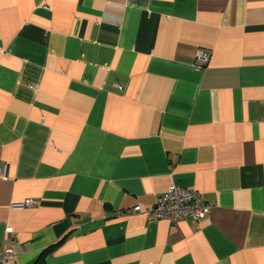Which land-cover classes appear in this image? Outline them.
Masks as SVG:
<instances>
[{
  "label": "crops",
  "instance_id": "1",
  "mask_svg": "<svg viewBox=\"0 0 264 264\" xmlns=\"http://www.w3.org/2000/svg\"><path fill=\"white\" fill-rule=\"evenodd\" d=\"M4 170L7 264H264V0H0Z\"/></svg>",
  "mask_w": 264,
  "mask_h": 264
},
{
  "label": "built area",
  "instance_id": "2",
  "mask_svg": "<svg viewBox=\"0 0 264 264\" xmlns=\"http://www.w3.org/2000/svg\"><path fill=\"white\" fill-rule=\"evenodd\" d=\"M209 55L199 51L196 60L199 62V69H203L208 62ZM6 178V170L0 171V179ZM36 202L25 200L20 203H14L11 208L24 209L33 207ZM213 209V205L205 201L202 196L193 189H183L176 185H171L165 194L157 199L154 207L148 211V215L156 218L174 222L177 220H193L199 222L208 216ZM139 207H134L133 212H138ZM6 234H11L12 229L7 228ZM14 252L11 249H3L0 246V264H7L14 259Z\"/></svg>",
  "mask_w": 264,
  "mask_h": 264
},
{
  "label": "trees",
  "instance_id": "3",
  "mask_svg": "<svg viewBox=\"0 0 264 264\" xmlns=\"http://www.w3.org/2000/svg\"><path fill=\"white\" fill-rule=\"evenodd\" d=\"M60 243H61V241L58 242V243H56L55 245L51 246L50 248H48V249H47V250L41 255V259H40V262H38V264H41L42 258L45 256V254H46L47 252L51 251L52 248L56 247V246L59 245Z\"/></svg>",
  "mask_w": 264,
  "mask_h": 264
}]
</instances>
